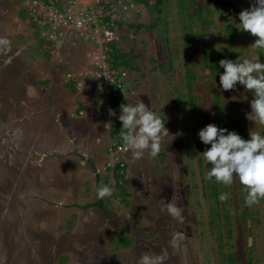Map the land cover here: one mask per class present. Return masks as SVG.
I'll list each match as a JSON object with an SVG mask.
<instances>
[{
	"label": "rangeland",
	"instance_id": "1",
	"mask_svg": "<svg viewBox=\"0 0 264 264\" xmlns=\"http://www.w3.org/2000/svg\"><path fill=\"white\" fill-rule=\"evenodd\" d=\"M229 1L240 11L251 6L249 0ZM120 2L131 7H117L122 26L116 44L135 56L125 106L142 101L165 121L169 133L155 159L147 152L135 161L128 150L119 155L127 164L125 198L108 167L116 163L108 147L115 142L112 119L119 121L121 109L98 100L95 81L87 76L88 61L102 51L75 37L72 46L56 49L48 59L39 51L34 28L20 15L24 0H0V37L11 41L10 51L0 53V264H137L142 253L159 255L164 249L166 264H228L226 254H235L241 264H264V200L249 207L237 177L226 186L229 199L217 204L206 177L211 165L201 155L211 146L198 136L213 118V90L240 106L246 140L249 130L264 133V127L246 119L252 93L245 87L224 91L221 74L212 79L205 64L214 55L233 62L259 57L250 33L240 29V13L209 0L206 51L199 20L183 16L177 0L164 4L162 13L134 0ZM157 18L161 21L152 28ZM228 29L235 39L232 48ZM188 32L194 37L189 57ZM69 73L79 79L77 91L68 87ZM191 94L203 121L196 130ZM81 103L83 115H78ZM102 185L113 192L99 206ZM171 201L182 208L183 224L161 211ZM218 211L232 215L229 224L225 219L211 224ZM178 231L184 237L174 249L170 241ZM122 235L133 240L130 247L118 246Z\"/></svg>",
	"mask_w": 264,
	"mask_h": 264
},
{
	"label": "clouds",
	"instance_id": "2",
	"mask_svg": "<svg viewBox=\"0 0 264 264\" xmlns=\"http://www.w3.org/2000/svg\"><path fill=\"white\" fill-rule=\"evenodd\" d=\"M240 29L258 37L252 45L256 49H264V0H255V3L239 14ZM11 49V41L0 37V53H7ZM220 68L224 69L220 75V85L224 91L235 90L236 85H242L252 93L250 102L251 112L246 113V119L254 125L264 127V63L259 57H250L233 62L223 59L219 61ZM122 122L120 133L123 147L131 153L132 160H140L145 152L155 159L161 152L162 144L169 135L165 128V121L159 115L149 110L145 104L137 103L121 105ZM199 139L211 147L201 155L211 169L206 173L207 179L215 178L217 183L231 186L235 178L246 192L245 203L251 207L264 200V133L249 130V140H244L234 131L218 128L209 124L198 133ZM113 189L102 185L97 189V198L111 196ZM221 202L229 199V194L220 195ZM162 212H166L177 223L183 224L185 217L177 203H163ZM184 234L181 231L173 233L171 246L176 249ZM167 249L161 254L142 253L137 264H166Z\"/></svg>",
	"mask_w": 264,
	"mask_h": 264
},
{
	"label": "built area",
	"instance_id": "3",
	"mask_svg": "<svg viewBox=\"0 0 264 264\" xmlns=\"http://www.w3.org/2000/svg\"><path fill=\"white\" fill-rule=\"evenodd\" d=\"M121 0H25L24 13L30 17L27 22L31 27L38 30L40 37L50 43L53 52L65 46L70 47L73 38H80L89 43L92 50L100 49L101 54H93V59L88 61L87 66L91 76L95 81V95L99 100L104 99L105 105L109 104L110 97L123 95L128 72L111 67L109 51L118 40L117 31L121 19L118 17L117 7L124 6L125 9L131 4H124ZM118 2L120 5H118ZM122 11V10H121ZM74 42H71V46ZM47 47L49 45H46ZM74 80L75 76L67 74V81ZM83 115V112H79ZM100 115H104L101 111ZM109 153L115 155L116 163L119 165L118 182L114 180V185L122 184L125 179L127 164L119 155L125 153L123 144L116 141L108 147ZM121 158V159H120Z\"/></svg>",
	"mask_w": 264,
	"mask_h": 264
},
{
	"label": "trees",
	"instance_id": "4",
	"mask_svg": "<svg viewBox=\"0 0 264 264\" xmlns=\"http://www.w3.org/2000/svg\"><path fill=\"white\" fill-rule=\"evenodd\" d=\"M135 3H137L138 5H142L145 8H148V10L151 13H155V12H159L162 13L163 12V6L164 4H167L170 0H134ZM178 1V8L180 10V13L183 16H186L188 18V20L191 22L193 20H199L200 22V29L202 31V36L199 38L200 41H202V44L204 46V49L207 48V42H206V36L205 33L208 30V28L210 27V20L209 18H204V15L209 14V0H206L204 3L202 0H177ZM218 4H221L222 6H227L229 7L231 10H233L234 12L240 13L241 11L229 0H215ZM25 2V0H24ZM23 18H25L26 21H30V17L28 16V14L25 12H22L20 14ZM158 21L160 22L161 19L157 18L150 26L152 28H156L158 25ZM32 25V24H31ZM120 26H122L121 24H119ZM142 27H144L143 25H137V29H141ZM228 34H229V44L230 47H234L235 46V39H234V35H233V30L232 29H228ZM33 35L38 39L37 41L39 42V51L46 56V58L51 59L52 54H54L53 52V48L50 46V43L45 40L44 38L40 37V34L38 32V30H35L34 27V32ZM252 42L255 43L256 39H258V37H254L250 34ZM194 41V37L192 35L191 32H188V34L185 35V53L187 55V57L190 56L189 54V48L188 47V42H193ZM46 45H49L48 47ZM207 51V49H206ZM259 58L261 60V63H264V49H257ZM109 55H110V65L112 68L115 69H120V70H125L128 73H130V70L133 69V59L135 58L134 54H132L131 52L129 53H125L123 52L117 44H113L111 46V49L109 51ZM212 54H210L211 56ZM208 57V54H206V52L204 53V59H206ZM205 64L208 66L209 70H210V75L211 78L215 80V78L217 79V77L220 74H223L224 69L220 68L219 66V61H221V56L217 57L214 55L213 59L210 60L209 62H207V60H205ZM189 79H194L193 74L192 75H188ZM218 80V79H217ZM216 80V81H217ZM68 87L74 92L77 91V82L74 80L69 81V85ZM236 87H244L242 85L237 84ZM213 94V107H214V111H213V118L212 121L210 122V124H215L218 128H225L228 131H230L228 129L230 120L232 117H235L236 120V124H235V129L232 130L234 132H236L237 134H239L244 140L245 136H244V129H243V118L241 117V110H240V106L238 104H233L229 101H227L226 99H224L222 97V93L220 91L217 90H213L212 91ZM109 104L112 108L114 109H121V105H125L126 101L123 95H118V96H112L110 97V101ZM81 105L83 106V104L81 103ZM106 106V105H105ZM189 106H190V113L192 115L193 120L195 121V124L193 125V129H197V125L202 124V122H200L199 117H198V108H197V99L194 95H190V99H189ZM100 109H102V111L105 109L104 106H101ZM122 131V122L116 121L114 119H112V129H111V135L112 137H114L115 141L119 144H123V141L121 139V133ZM247 141V140H246ZM201 169H202V165H201ZM211 169V168H210ZM110 170V168H109ZM202 174H203V169L201 170ZM114 180H116L118 182V180L120 179L121 176H119V165L115 164V166L112 168V172H111ZM123 180V177H121ZM125 182V181H124ZM124 182L122 184L117 183L115 186L120 189L121 194L125 197L128 196V189L126 187V185L124 184ZM203 182L204 184H207V180H205L203 178ZM209 185L210 188L212 190V196L216 198V202L217 204H222V202L219 201V197L221 195V193L226 192V190L228 189V187L224 186L221 183H217L215 178L209 180ZM99 188V187H98ZM97 188V189H98ZM242 194H246L245 191H242ZM102 199H99L98 204L99 206H102ZM243 201H245V198L243 199ZM216 219H212L211 220V224L213 225H218L219 221H221L222 219H225L227 221V223L229 224V220L232 218V215L230 214H225L222 215V213H220L219 211L215 214ZM248 217V212L244 211L242 213V220L243 222H246ZM125 239L121 240L122 238L120 237L118 240V246L119 247H130L133 243V240L131 238H126L125 235H122ZM229 237H232L231 232H229ZM218 241L220 242V247L222 246V241H223V236L222 234H220L218 236ZM225 257L227 258L228 264H241L239 259L237 258V256L235 254H226Z\"/></svg>",
	"mask_w": 264,
	"mask_h": 264
},
{
	"label": "crops",
	"instance_id": "5",
	"mask_svg": "<svg viewBox=\"0 0 264 264\" xmlns=\"http://www.w3.org/2000/svg\"><path fill=\"white\" fill-rule=\"evenodd\" d=\"M81 109L83 110V106H82V105H80V106L78 107V109H77V113H78V115H80L79 112L82 111ZM111 172H112V169L110 170V173H111Z\"/></svg>",
	"mask_w": 264,
	"mask_h": 264
},
{
	"label": "water",
	"instance_id": "6",
	"mask_svg": "<svg viewBox=\"0 0 264 264\" xmlns=\"http://www.w3.org/2000/svg\"><path fill=\"white\" fill-rule=\"evenodd\" d=\"M250 1V5H253L255 3V0H249Z\"/></svg>",
	"mask_w": 264,
	"mask_h": 264
}]
</instances>
